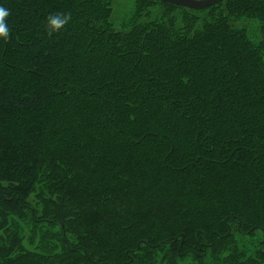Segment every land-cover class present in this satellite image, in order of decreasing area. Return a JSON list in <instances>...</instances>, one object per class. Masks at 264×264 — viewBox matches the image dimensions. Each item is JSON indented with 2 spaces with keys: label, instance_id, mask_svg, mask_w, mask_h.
<instances>
[{
  "label": "trees",
  "instance_id": "trees-1",
  "mask_svg": "<svg viewBox=\"0 0 264 264\" xmlns=\"http://www.w3.org/2000/svg\"><path fill=\"white\" fill-rule=\"evenodd\" d=\"M112 1L0 0V264H264V0Z\"/></svg>",
  "mask_w": 264,
  "mask_h": 264
},
{
  "label": "clouds",
  "instance_id": "clouds-1",
  "mask_svg": "<svg viewBox=\"0 0 264 264\" xmlns=\"http://www.w3.org/2000/svg\"><path fill=\"white\" fill-rule=\"evenodd\" d=\"M8 16V9L4 8L3 6H0V37L4 39H8L9 37L8 26L6 23V17ZM67 19H69L68 16L61 14L59 16L51 18V23L55 26L56 29H59L66 22Z\"/></svg>",
  "mask_w": 264,
  "mask_h": 264
},
{
  "label": "water",
  "instance_id": "water-1",
  "mask_svg": "<svg viewBox=\"0 0 264 264\" xmlns=\"http://www.w3.org/2000/svg\"><path fill=\"white\" fill-rule=\"evenodd\" d=\"M169 3L177 4L188 8H205L223 0H161ZM182 239H184V234H182Z\"/></svg>",
  "mask_w": 264,
  "mask_h": 264
},
{
  "label": "rangeland",
  "instance_id": "rangeland-1",
  "mask_svg": "<svg viewBox=\"0 0 264 264\" xmlns=\"http://www.w3.org/2000/svg\"><path fill=\"white\" fill-rule=\"evenodd\" d=\"M129 3H130V0H113L111 5H114V7H116L117 12L120 13V11L122 9L128 10ZM195 9H197V8H195ZM117 17H118V15H117Z\"/></svg>",
  "mask_w": 264,
  "mask_h": 264
}]
</instances>
